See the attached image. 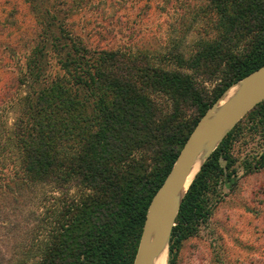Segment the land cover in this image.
Listing matches in <instances>:
<instances>
[{
  "label": "trees",
  "instance_id": "16d2710c",
  "mask_svg": "<svg viewBox=\"0 0 264 264\" xmlns=\"http://www.w3.org/2000/svg\"><path fill=\"white\" fill-rule=\"evenodd\" d=\"M88 2L31 0L40 29L0 108V264H131L147 203L186 136L264 63V0L180 6V38L153 49L89 44L71 19ZM242 119L247 129H230L188 185L167 264L207 219L232 143L264 135V99ZM263 166L264 149L246 171Z\"/></svg>",
  "mask_w": 264,
  "mask_h": 264
},
{
  "label": "rangeland",
  "instance_id": "374dc122",
  "mask_svg": "<svg viewBox=\"0 0 264 264\" xmlns=\"http://www.w3.org/2000/svg\"><path fill=\"white\" fill-rule=\"evenodd\" d=\"M199 1L89 0L71 19L89 44L153 49L160 48L167 37L180 38L179 27L184 23L177 26L175 22L181 13L178 8L183 6V11L184 5ZM40 21L31 0H0V108H7V101L18 93L16 78ZM189 39L185 37L184 43ZM8 117L10 121L11 113ZM242 117L230 129L241 121L246 130L249 121ZM262 149L264 135L258 133L232 143L233 163L223 170L228 177L211 180L208 197L212 208L207 219L180 243L171 264H264V166L246 171Z\"/></svg>",
  "mask_w": 264,
  "mask_h": 264
},
{
  "label": "water",
  "instance_id": "95a60500",
  "mask_svg": "<svg viewBox=\"0 0 264 264\" xmlns=\"http://www.w3.org/2000/svg\"><path fill=\"white\" fill-rule=\"evenodd\" d=\"M233 85L237 88L231 96L216 111H212L221 95ZM221 95L194 124L165 177L150 197L131 264H152L154 255L162 247L167 253L168 238L179 204L195 173L229 129L264 99V63L231 84ZM204 146L203 161L188 180L194 161ZM155 220L157 228L150 237V228ZM166 260L167 256L165 264Z\"/></svg>",
  "mask_w": 264,
  "mask_h": 264
},
{
  "label": "bare ground",
  "instance_id": "6f19581e",
  "mask_svg": "<svg viewBox=\"0 0 264 264\" xmlns=\"http://www.w3.org/2000/svg\"><path fill=\"white\" fill-rule=\"evenodd\" d=\"M237 88V85L231 86L226 93L221 95V97L218 99L217 104L212 109V111H216L220 106H222L225 101L231 96L233 91ZM205 156V146L201 149L200 153L197 155L196 160L194 161V164L190 170V174L188 176V180L191 178L192 174H194L198 168V166L203 161V158ZM157 228V220H155L150 228V237L154 234L155 230ZM165 256H166V250L164 247H162L153 257L152 264H165Z\"/></svg>",
  "mask_w": 264,
  "mask_h": 264
}]
</instances>
